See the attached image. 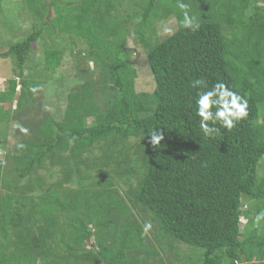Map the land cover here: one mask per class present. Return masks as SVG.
Listing matches in <instances>:
<instances>
[{
  "label": "trees",
  "instance_id": "trees-1",
  "mask_svg": "<svg viewBox=\"0 0 264 264\" xmlns=\"http://www.w3.org/2000/svg\"><path fill=\"white\" fill-rule=\"evenodd\" d=\"M21 1L32 32L9 21L0 33V58L13 60L20 79L19 91L12 81L0 93L2 149L19 116L29 132L18 129L12 153L0 154V264H264V228L251 222L264 210V0H185L196 32L180 26L177 0H131L125 23L147 52L151 93L136 89L110 0ZM173 17L177 31L153 41L155 25ZM67 18L74 31L59 28ZM55 36L62 49L40 44L56 45ZM81 46L99 76L52 83L49 103L57 93L59 101L44 113L37 101L46 91L30 89L48 80L27 78L26 64L41 47L43 76L52 79ZM196 79L231 85L248 99V116L204 136ZM14 98L15 111L6 106ZM155 130L164 133L158 146Z\"/></svg>",
  "mask_w": 264,
  "mask_h": 264
},
{
  "label": "rangeland",
  "instance_id": "rangeland-1",
  "mask_svg": "<svg viewBox=\"0 0 264 264\" xmlns=\"http://www.w3.org/2000/svg\"><path fill=\"white\" fill-rule=\"evenodd\" d=\"M134 1V0H133ZM138 1V0H137ZM131 0H110L109 3L115 5L113 8L116 7V10H113V16L114 20L116 23H114V28L116 30L121 31V35L123 38V43H124V52L125 55L131 59L133 68L137 72V80H136V89L139 93H151L155 89V80L154 76L152 74L150 65L147 60V52L146 50L138 44V42L135 40L134 35H133V27L132 24L126 25L125 23V18L129 13V7L131 5L129 4ZM139 2V1H138ZM21 5H24V2L21 0H0V33L1 36H7V34L10 32V27H9V21H13L11 25L15 28L16 31L19 30L20 32V27L23 25L24 31L29 34L31 33V28H30V23L31 21L24 20L22 22L21 19V10L20 7ZM259 6H264V4H259ZM25 10H27L26 7H24ZM54 8L51 10V15L55 18V12ZM27 16V13H26ZM30 20H34L33 17ZM60 21V22H59ZM62 20L58 19V26L59 28L63 29L66 32H71L74 31V21L70 20L69 18L63 20L62 24L60 25ZM22 22V23H21ZM26 22V23H25ZM38 22V23H37ZM35 21V24H39V21ZM21 23V24H20ZM172 28L173 31L172 33H168L165 31V28ZM156 31L154 32L152 36L153 41H163L166 38H168L170 35H172L174 32L177 31L178 29V22L175 17L170 18L168 20H164L161 22H158L155 25ZM56 40L59 38L58 36L54 37ZM49 38L46 39V43L41 42L40 44H45V46H51V47H58L61 48L63 47V38H60L59 42L57 40L56 45L51 44L48 40ZM2 45H0V52L5 51L4 49L1 48ZM39 46V44H38ZM78 49V48H77ZM76 49V50H77ZM85 47L81 46L78 51H73V54H70L71 51L67 52L66 58H65V63L68 64L67 69H65L63 72H60L58 75H52V79L50 77H44L43 74L44 72V66L42 65V59L43 55L41 53V47L38 48V51L36 54L30 58L29 62L26 64L24 71L25 75L27 78H39L42 80L47 79L48 83L41 85L42 87L38 88L39 93L41 90V93H44L46 91V95L43 99H40L37 101L38 108L42 111L46 109L45 106L51 107L53 104H56L59 101V94L57 93V99L54 102L49 103V92L55 93L54 91V85L55 83L59 84H75V85H81L82 79L80 78V74L85 77L86 80L89 81H95L96 78L99 76V72L97 71V68L95 67V63L93 61V58L86 53L85 55L83 54V51H85ZM23 70V69H22ZM76 73V74H75ZM12 81L17 85V87L20 86V79H18V71L15 68V64L13 63V60L11 58H0V93L7 92L9 90V87L14 86ZM58 81V82H57ZM55 82V83H54ZM53 83V84H52ZM20 88H18L19 90ZM53 89V91H52ZM67 91V89H63V92H61L60 96L62 97V93ZM17 97V96H15ZM14 108L13 110L15 111V107H17V98H14L13 102L7 103L6 106L8 108ZM1 106V104H0ZM3 106V105H2ZM46 111H44L45 113ZM21 116L17 118V122L15 126H12L8 132V137H7V142H6V147L4 150L2 149L0 145V151L1 157L5 160L6 156L8 153H12L14 144L16 145L17 141V130L19 129L18 125H20L21 121ZM34 124V122H32ZM33 126V125H32ZM19 133V130H18ZM1 144V143H0ZM13 145V146H12ZM58 178H62V175L58 176ZM56 179V178H55ZM243 226L245 223H242ZM178 248L179 252L182 255H190L192 251H190L187 247L185 246H180L176 245ZM178 264V263H177Z\"/></svg>",
  "mask_w": 264,
  "mask_h": 264
},
{
  "label": "clouds",
  "instance_id": "clouds-1",
  "mask_svg": "<svg viewBox=\"0 0 264 264\" xmlns=\"http://www.w3.org/2000/svg\"><path fill=\"white\" fill-rule=\"evenodd\" d=\"M177 6L181 12L182 19L179 21L183 29L196 32L200 28L197 14L192 10V5L186 3L185 0H177ZM165 31L172 33L173 29L168 27ZM192 87L200 89L195 99V115L199 117V128L204 136L214 138L220 134V130L226 129L231 131L240 121L248 116L249 102L248 99L226 82H216L211 87L207 85L204 79H196L192 81ZM19 87H17L18 90ZM20 90V89H19ZM18 90V91H19ZM38 87H32L30 91L36 93ZM51 111V109H49ZM20 132L28 134L29 129L18 125ZM150 143L158 146L164 139L162 131H153ZM24 144H17V148L23 150ZM0 163H4L0 161ZM241 222L247 224L245 218H241ZM254 228H264V210H260L251 218ZM153 229L151 221L145 222L143 225L142 235L147 236Z\"/></svg>",
  "mask_w": 264,
  "mask_h": 264
},
{
  "label": "water",
  "instance_id": "water-1",
  "mask_svg": "<svg viewBox=\"0 0 264 264\" xmlns=\"http://www.w3.org/2000/svg\"><path fill=\"white\" fill-rule=\"evenodd\" d=\"M242 264H253V263H242Z\"/></svg>",
  "mask_w": 264,
  "mask_h": 264
},
{
  "label": "crops",
  "instance_id": "crops-1",
  "mask_svg": "<svg viewBox=\"0 0 264 264\" xmlns=\"http://www.w3.org/2000/svg\"><path fill=\"white\" fill-rule=\"evenodd\" d=\"M14 109V108H13Z\"/></svg>",
  "mask_w": 264,
  "mask_h": 264
}]
</instances>
